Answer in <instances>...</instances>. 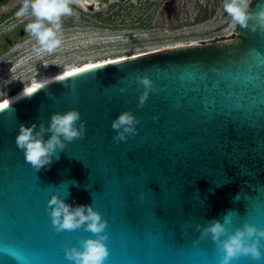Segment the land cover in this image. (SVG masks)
Masks as SVG:
<instances>
[{"label":"water","instance_id":"95a60500","mask_svg":"<svg viewBox=\"0 0 264 264\" xmlns=\"http://www.w3.org/2000/svg\"><path fill=\"white\" fill-rule=\"evenodd\" d=\"M12 45L6 36L0 58ZM115 62L45 83L0 109V264H70L64 247L92 235L53 231L44 211L53 191L106 220L104 264H219L209 238L193 244L196 224L234 210L232 227H264V32L237 27L229 40ZM137 76L156 89L139 108ZM73 108L84 137L34 171L14 144L17 125H47L50 113ZM125 110L139 121L136 135L113 143L110 122Z\"/></svg>","mask_w":264,"mask_h":264},{"label":"clouds","instance_id":"9594fccd","mask_svg":"<svg viewBox=\"0 0 264 264\" xmlns=\"http://www.w3.org/2000/svg\"><path fill=\"white\" fill-rule=\"evenodd\" d=\"M73 0H22L17 7L18 13L27 12L29 22L25 25V31L35 39L34 51L38 54L52 53L61 45L60 19L63 16L73 15L71 7ZM253 0H222V9L230 18V27L240 29L247 28L250 32H264V2L256 0V10L250 9ZM82 6V5H81ZM129 85L132 81L127 82ZM136 84L142 86L139 92L137 107H142L149 91H156L152 82L147 77H136ZM39 83L32 86L39 89ZM155 119V117H153ZM137 118L130 111H121L110 122V128L114 131L113 143L126 141L136 135ZM85 135V123L76 109H68L64 112H52L49 115L47 125L43 121L33 122L27 126L17 125L14 136V144L23 154L24 160L34 171L41 168L47 169L53 162V158H59L69 143L76 139H82ZM240 193L233 199L239 200ZM143 202L144 195H139ZM44 211L48 215L54 232L74 231L83 229L92 235L78 240L76 245L64 247V259L70 264H104L108 256L106 241L108 235L105 232L107 222L91 204H69L65 198H60L53 191L46 202ZM239 214L234 210L227 211L220 219H211L201 226L195 225L199 233L193 244L209 238L220 253L219 264H230L238 257H247L250 261L258 262L262 258L264 245V227L242 222L238 227H232L238 223ZM185 229V225H181ZM229 228H232L229 231ZM186 230V229H185Z\"/></svg>","mask_w":264,"mask_h":264},{"label":"rangeland","instance_id":"374dc122","mask_svg":"<svg viewBox=\"0 0 264 264\" xmlns=\"http://www.w3.org/2000/svg\"><path fill=\"white\" fill-rule=\"evenodd\" d=\"M82 1L73 0V15L61 17L62 42L52 53L34 51L36 41L25 31L27 12L0 9V36L14 35L13 45L0 58V102L36 81L89 62L215 42L236 29L229 26L222 0H110L100 6V0H88L86 6ZM18 29L26 34L15 33Z\"/></svg>","mask_w":264,"mask_h":264},{"label":"bare ground","instance_id":"6f19581e","mask_svg":"<svg viewBox=\"0 0 264 264\" xmlns=\"http://www.w3.org/2000/svg\"><path fill=\"white\" fill-rule=\"evenodd\" d=\"M110 0H100L99 1V6L101 5V3H108ZM115 1H118V2H124L125 0H115ZM137 3H139L137 0H135ZM80 2V1H79ZM84 6L88 5L89 4V1L88 0H83L81 2ZM97 6V5H96ZM199 43H196V42H190V43H185V44H176V45H170V46H166V47H162V48H157V49H154L152 51H149L147 53H144V54H148V53H152V52H157V51H161V50H165V49H169V48H175V47H182V46H188V45H197ZM201 44V43H200ZM10 47V46H9ZM8 47V48H9ZM6 54V53H5ZM144 54H139V55H136V56H140V55H144ZM136 56H132V57H136ZM132 57H117L115 59H109L107 61H99V62H89V63H86V64H83V65H80V66H77V67H74V68H71V69H67V70H64V71H61L60 73H58L57 75H54V76H50V77H46V78H43L42 80H39V81H36L35 83H32L28 86H26L24 89H22L17 95H14V96H11L9 98H6L4 100H2L0 102V104H3L4 107L7 106L8 104L14 102L15 100L19 99L20 97L24 96L25 94L29 93L28 92V89L29 88H32V86L34 84H37L39 83L40 85H43L45 83H48V82H51L53 80H56V79H59L61 77H64L66 76L65 73H75L77 72L76 70L77 69H88L90 68L89 65H95V66H98V65H102V64H107V63H110V62H113V61H120V60H124V59H128V58H132ZM92 68V67H91ZM34 90V89H33ZM1 109V108H0Z\"/></svg>","mask_w":264,"mask_h":264},{"label":"flooded vegetation","instance_id":"af4514ba","mask_svg":"<svg viewBox=\"0 0 264 264\" xmlns=\"http://www.w3.org/2000/svg\"><path fill=\"white\" fill-rule=\"evenodd\" d=\"M21 2L22 0H0V9L16 11L17 7L20 5ZM12 16L13 14H11V16L6 17L4 20H7L8 18H11ZM1 19L2 17H0V20ZM15 31H16L15 33H18L21 36H24L26 34L23 29H18ZM6 36L12 38V41H13L14 35L5 34L3 36H0V43L4 41V38H6Z\"/></svg>","mask_w":264,"mask_h":264},{"label":"snow or ice","instance_id":"6c2138e0","mask_svg":"<svg viewBox=\"0 0 264 264\" xmlns=\"http://www.w3.org/2000/svg\"><path fill=\"white\" fill-rule=\"evenodd\" d=\"M249 58H250V60H255V54L254 53H250V55H249ZM110 63H117V62H115V61H113V62H110ZM89 67L91 68V67H96L95 65H89ZM77 72H83V71H85V69H77L76 70ZM65 75L66 76H70V75H73V73H65ZM33 91V88H29L28 89V92L29 93H31ZM4 107V105L3 104H0V108H3Z\"/></svg>","mask_w":264,"mask_h":264},{"label":"built area","instance_id":"2783aa9c","mask_svg":"<svg viewBox=\"0 0 264 264\" xmlns=\"http://www.w3.org/2000/svg\"><path fill=\"white\" fill-rule=\"evenodd\" d=\"M233 37V35H231V34H228L227 36H225V37H223V38H221L220 40H218V41H222V40H229V39H231Z\"/></svg>","mask_w":264,"mask_h":264}]
</instances>
